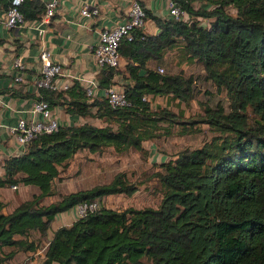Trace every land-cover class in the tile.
Instances as JSON below:
<instances>
[{
    "label": "trees",
    "instance_id": "16d2710c",
    "mask_svg": "<svg viewBox=\"0 0 264 264\" xmlns=\"http://www.w3.org/2000/svg\"><path fill=\"white\" fill-rule=\"evenodd\" d=\"M173 1L187 18L162 17L144 8L157 31L135 29L132 39L120 42L119 64L103 66L98 73L100 87L121 76L119 86L129 105L113 108L105 97L89 98L76 79L66 89L35 87V98L49 107L101 118L105 124L60 125L4 159L0 188L33 184L39 192L10 212L3 211L0 198V248L10 247L0 255V264L16 251H35L44 242L42 258L32 264H143V257L154 264H264V0ZM19 9L26 21L39 20L45 2L23 0ZM179 40L185 56L202 64L204 79L224 92L227 108L203 103L202 113L185 118L167 106L153 107L156 95L183 103L194 98L197 77L157 67ZM151 61L156 66H149ZM200 123L216 133L202 145L160 161L154 175L163 196L157 207L102 205L105 195L137 190L123 173L42 202L56 193L59 166L65 168L77 151L96 152L108 145L117 151L140 150L145 140L172 134L173 125L185 134ZM93 200L100 206L48 237L58 213Z\"/></svg>",
    "mask_w": 264,
    "mask_h": 264
},
{
    "label": "crops",
    "instance_id": "0c3cea01",
    "mask_svg": "<svg viewBox=\"0 0 264 264\" xmlns=\"http://www.w3.org/2000/svg\"><path fill=\"white\" fill-rule=\"evenodd\" d=\"M43 1L46 3L48 0ZM133 1L59 0L55 12L50 18L43 19L42 17L39 20H28L21 25L7 27L4 20L6 17L5 5L8 0H0V174L4 173L2 166L4 159L10 155L20 153L23 149L17 143L15 134L10 130V127L16 123L19 116L28 114L27 109L36 100L35 80L39 76L40 62L38 54L40 49L43 47L47 48L53 60L63 65L64 75L58 78L59 81H71V76L97 79L101 68L95 61L92 47L98 41L99 31L104 28H113L123 21ZM138 1L146 10L153 14L162 17L168 16L170 0ZM84 5L96 8L97 13L92 16L81 14L80 9ZM144 30L149 33L157 31V26L153 19L147 17ZM17 56L21 57L24 62L22 69L13 67V60ZM123 63L124 61L122 60L121 68ZM149 66H156V63L151 61ZM16 75H21L23 80L14 81ZM114 80L121 82L122 79L120 75H116ZM115 84L119 85L118 83ZM97 97H103L102 89ZM160 97L165 100V105L159 104L160 106L170 108L168 103L172 101L179 102V100L167 95H156L153 98V102ZM156 106L158 104L154 107ZM55 107L59 111H64L65 115H62L59 111H54ZM55 107H52L51 110L58 117L60 125L81 123L79 122L82 119L81 116L70 115L61 106ZM18 186L12 188L17 191L20 187ZM4 188H6V194L8 196L10 194L7 204L11 209H6L5 205L3 211L10 212L18 204V199L14 196L13 189L11 190L8 186ZM10 192L13 197H11ZM3 201L6 202L4 199ZM56 216H59V223L56 227L51 228V232L48 235L49 238L52 237V230L61 225L69 224L78 217L76 211L68 215H63L60 212ZM23 253H26L28 257L22 264L37 263L43 255L42 250L39 248L35 251H23ZM39 253H41L40 256H38Z\"/></svg>",
    "mask_w": 264,
    "mask_h": 264
},
{
    "label": "rangeland",
    "instance_id": "374dc122",
    "mask_svg": "<svg viewBox=\"0 0 264 264\" xmlns=\"http://www.w3.org/2000/svg\"><path fill=\"white\" fill-rule=\"evenodd\" d=\"M204 3V0L198 1ZM182 50V43L179 40L178 44L167 50V56L159 67L163 68L162 72L168 71L176 73L180 70L185 74H193L197 77L194 83V98L189 103L172 101L168 103L170 109L184 116H198L203 112V103L210 106L222 105L227 108V100L224 92H217L216 86L208 79H204V71L202 64L196 60L190 61ZM119 84V82H117ZM164 98L160 97L153 102V107L156 104L165 105ZM59 111L57 107L53 109ZM65 115L64 111H59ZM89 121L98 125H104L105 120L101 118L89 116L79 120V122ZM178 125H173L172 134L162 136L158 139H148L143 142V149L130 147L125 151H117L112 145L103 146L96 152H91L88 149L77 151L69 160L65 168L60 171V176L57 177L53 186L56 191L54 195L46 196L42 199L43 203H48L59 199L63 194L78 189H87L97 184L107 183L118 174L123 173L126 178L137 186V190L131 194L123 193L109 194L101 198L102 205L116 209H124L128 206L137 208L142 207H157L162 196L163 189L157 177L154 175L161 167L158 165L160 159H170L175 157L178 151L185 147H196L202 145L209 140L216 132L209 128L206 123H200L189 133L181 134ZM2 169V168H1ZM20 186V187H19ZM19 189L15 191L12 186H8L14 190V196L18 202L24 199H31L38 192L36 185H19ZM11 193V192H10ZM10 197L6 194V188H0V198L5 200L6 209H11L7 204ZM11 197L13 194L11 193ZM77 212V205L71 209L62 212L63 215H68ZM61 215V214H60ZM59 223V216H56L55 221L51 224L54 228ZM50 228V229H51ZM49 229V232L51 230ZM37 236L33 234L32 237ZM45 245L42 243L39 249L43 250ZM10 250V247L0 248V255H4ZM41 253L38 254L40 256ZM28 255L23 251H16L15 255L6 258L3 264H22ZM143 264H154L150 259L143 257Z\"/></svg>",
    "mask_w": 264,
    "mask_h": 264
},
{
    "label": "built area",
    "instance_id": "2783aa9c",
    "mask_svg": "<svg viewBox=\"0 0 264 264\" xmlns=\"http://www.w3.org/2000/svg\"><path fill=\"white\" fill-rule=\"evenodd\" d=\"M23 0H10V4L5 10L4 23L7 27H14L23 24L26 20L19 9V5ZM59 0H48L45 3V11L43 19L50 18L58 4ZM80 13L86 16H92L97 13L96 8H91L89 5H84L80 9ZM146 11L138 0H134L127 12V16L113 28H104L99 31L97 43L92 47V53L96 63L101 68L103 66H117L119 64V45L122 39H132L133 32L137 28H144L146 22ZM168 15L184 19L188 17L185 10H182L179 5L170 0ZM40 62L39 76L35 80V87H48L51 89H66L70 81H59L64 75V68L60 62L53 60L50 51L47 48H41L38 54ZM13 67L22 69L24 62L21 57H15ZM160 72L162 67H158ZM83 86L85 94L89 98H94L99 95V91L103 90V97L111 107H124L130 104V100L126 93L119 85L113 84L107 87H100L98 80L93 77L71 76ZM23 80L21 75H16L14 81ZM26 116H19L16 123L10 127V130L15 134L16 141L20 146L26 145L31 139L43 132H52L60 126L58 117L53 113L51 107L44 100H34L32 106L27 109ZM13 188L16 185L12 186ZM100 206L99 200L83 201L77 204V216L83 215L89 210H93Z\"/></svg>",
    "mask_w": 264,
    "mask_h": 264
}]
</instances>
